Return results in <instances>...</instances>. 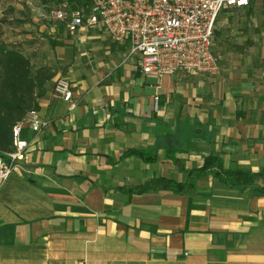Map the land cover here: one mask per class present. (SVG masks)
<instances>
[{
	"label": "crops",
	"instance_id": "crops-1",
	"mask_svg": "<svg viewBox=\"0 0 264 264\" xmlns=\"http://www.w3.org/2000/svg\"><path fill=\"white\" fill-rule=\"evenodd\" d=\"M50 35L33 56L54 71L36 109L46 124L21 127L27 146L0 183V264H264L263 176L136 191L185 182L208 155L264 173V0L218 13L213 74L148 76L100 24Z\"/></svg>",
	"mask_w": 264,
	"mask_h": 264
},
{
	"label": "built area",
	"instance_id": "built-area-1",
	"mask_svg": "<svg viewBox=\"0 0 264 264\" xmlns=\"http://www.w3.org/2000/svg\"><path fill=\"white\" fill-rule=\"evenodd\" d=\"M249 0H90L85 8L69 9L62 2L52 17L73 31L80 26L100 24L116 42L127 41L129 54H137L141 71L154 78L178 71L213 74L218 70L212 51V34L219 12L245 6ZM70 82L58 77L53 92L69 101ZM158 95L154 96L155 107ZM27 124L39 132L43 121L36 109H30L12 129V149L0 157V183L15 161L22 157L27 141L20 137Z\"/></svg>",
	"mask_w": 264,
	"mask_h": 264
},
{
	"label": "trees",
	"instance_id": "trees-1",
	"mask_svg": "<svg viewBox=\"0 0 264 264\" xmlns=\"http://www.w3.org/2000/svg\"><path fill=\"white\" fill-rule=\"evenodd\" d=\"M74 4L90 5V0H70ZM75 5V6H76ZM1 36V34H0ZM54 76L49 66L34 67L30 56L26 55L18 44L6 42L0 38V156L12 149V129L30 109L38 108V98L44 91V83ZM135 154L143 156L140 151ZM210 173L231 187L254 185L258 177L264 179V173H252L244 169H228L222 165L217 155H208L202 164L188 173L185 182L171 178L154 177L136 188L143 192L162 188L175 192H184L194 186L201 176Z\"/></svg>",
	"mask_w": 264,
	"mask_h": 264
},
{
	"label": "rangeland",
	"instance_id": "rangeland-1",
	"mask_svg": "<svg viewBox=\"0 0 264 264\" xmlns=\"http://www.w3.org/2000/svg\"><path fill=\"white\" fill-rule=\"evenodd\" d=\"M65 1L68 2L69 9L85 7L70 0H0V38L18 44L36 67L35 61L38 60L33 56L41 52L46 55L51 46H54L50 34L57 30L59 21L52 17V10Z\"/></svg>",
	"mask_w": 264,
	"mask_h": 264
}]
</instances>
